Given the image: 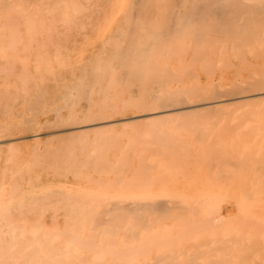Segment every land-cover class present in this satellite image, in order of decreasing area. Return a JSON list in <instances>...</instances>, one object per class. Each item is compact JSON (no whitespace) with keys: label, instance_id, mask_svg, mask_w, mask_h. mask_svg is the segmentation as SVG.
<instances>
[{"label":"bare ground","instance_id":"obj_1","mask_svg":"<svg viewBox=\"0 0 264 264\" xmlns=\"http://www.w3.org/2000/svg\"><path fill=\"white\" fill-rule=\"evenodd\" d=\"M152 1L150 0L148 3ZM100 2L101 0H0V264H176L180 254L176 253L178 256L174 254L176 257L172 255L168 259L166 246L171 243V240H176L180 247L185 245L191 235L188 236L186 232L192 228V225L190 224V227L188 223L186 225V218L185 220L178 219L173 220L172 224L174 221L176 224L167 230L164 224L170 215L168 218L165 216L169 209L172 211L171 204L162 200L153 205L147 201L149 194L135 193L137 191L135 189L137 187L135 181H138L137 176H141L138 182L140 188L147 187L148 179L142 183V176L145 178V174L149 173L148 170H153L151 166L149 169L147 168L149 142H153V145L155 143L162 144L161 147L164 148L171 144L167 143L170 139L172 141L173 137L170 132L169 135L172 136L170 139H168L169 137L158 138L156 142L155 131L151 132L157 126L154 125L155 121L153 120H161L162 124L165 120L168 125L170 121L179 119V117L200 116L201 118L211 112L219 113L225 110V107L230 106L229 112L232 114L243 115L247 119L248 116H251L252 119L245 121H251L252 124H255L253 121H262L263 123L264 118L261 120V116H264V0H197L193 5L188 0L192 6L188 5L189 7L186 6L184 9L187 12L185 25L177 22L184 16V11H182L183 15H181L182 12L179 15L178 10L171 7L167 12L169 14H163L165 17L169 15L167 19L170 20L168 21L173 19L174 22H167L168 24L164 26V29L160 28V31L156 30L151 33L149 30L150 33L140 35L136 32L135 35L138 34V36L132 40L131 37L134 34L128 31L130 25H127V34L119 25L120 30L116 28L119 35L115 34L116 32L113 30L115 33L112 38L115 40L105 39L100 43V47L93 50L88 57L74 53H62V49L75 51L78 44L84 45L87 42H78L77 40L61 42L60 37L53 40V35L67 37V33L70 31L79 33L81 29L93 26L89 23L91 16L86 20L83 18L89 11L88 6L97 10L96 7L100 5ZM113 2L118 5L116 0ZM174 2L173 0L172 5L176 7L177 3ZM176 2H181V5H177L178 8L185 5L184 0ZM135 3L133 0L130 4L131 11L128 8L129 12H126L128 15L133 12L130 14L131 18L128 16L129 24L134 21L138 24L136 17H133L136 12L134 13L135 10L133 11L132 7L134 5L133 8L139 7L140 3L139 1L137 4ZM152 4L154 3L152 2ZM156 4H154L156 7H153L154 10L151 8V4H147L148 7L145 6L144 10H148L142 14H147L150 10L154 11V14L161 9L164 10L163 7L161 8L159 0ZM156 10L158 11L155 12ZM154 14L152 21L157 16ZM144 16H142L144 21L141 19L142 23L140 22V30L145 25L143 22L148 23L149 16L147 20ZM209 16H214L220 21L215 26L220 25L219 30H223L222 27L227 30L224 33L229 35V38L216 39V42H211L205 29L209 30L210 28V31H216L215 27L207 21ZM122 19L125 21L124 18ZM122 19L121 24L124 22ZM189 20L191 22H188ZM194 21H198L197 23L205 21L206 26L210 24L209 28H206L205 25H198ZM135 23L131 24L132 28ZM108 24L111 23L107 22L106 26ZM146 26L149 27L147 24ZM131 27L129 30L133 31ZM144 28L142 29L144 30ZM218 28H216L217 32H219ZM121 32L123 33L120 34ZM77 33L74 35H78ZM174 34L176 35L172 38ZM102 37H99V40ZM228 40L229 51L225 45ZM94 44L95 41L91 43V45ZM161 44L162 48L159 47ZM190 45L195 46L194 58L189 57V54L185 52ZM49 46L54 48L53 55L49 53ZM177 47L178 51L175 50ZM225 51L228 53H224ZM120 69H123V71L121 70L122 80H125L124 70L127 75V82L123 85H121L124 81H121ZM202 76L206 81L201 80ZM227 114L230 113L226 112V116L229 117ZM238 117H236L237 120ZM215 118L218 119L217 116ZM190 119L192 118L190 117ZM150 120L153 121L155 127L149 128L143 124L142 131H150H147L146 134L140 132L138 140H136L135 130L132 129L136 126L134 123L138 122L139 124L142 121L149 122ZM186 120L190 124L189 119L186 118ZM204 120L202 122H205ZM177 122L179 123V120ZM44 124H52L59 129H55L54 133L45 130ZM207 124L209 128V123ZM240 124L237 126H242ZM147 125L149 124L147 123ZM176 125H178L177 128L182 127L181 124L179 126L176 123ZM118 126L124 127L125 130L118 132ZM190 127L187 128L186 125V128H183L185 134L187 129H195V127ZM177 128L175 132L181 130H177ZM202 129V132L201 130L194 131H197L198 134L200 132L199 135L203 134L204 136V126ZM211 129L212 127L208 131ZM227 129L228 127H226ZM249 129L251 132L248 130L247 132H249L250 139L254 138L252 136L253 127L249 126ZM226 130H223L224 134ZM232 130L233 128L227 132V135L231 134ZM257 130L255 137L259 136ZM167 132L166 134L164 132L165 136ZM42 134L50 138L44 141L41 139ZM238 134L240 135L241 132ZM199 135L194 138H198ZM239 135L237 144L241 141L239 138L241 135ZM151 136L155 139L148 138ZM231 136L233 135H230L229 138L233 139L234 137ZM242 136L245 137L241 143L245 141L244 139L250 140L246 134ZM23 139H31L34 142L18 144V141ZM159 139L165 140L162 141L164 146ZM199 139H194V142H201ZM204 139L206 140V138ZM137 143L140 151L139 170L136 172L134 162ZM201 143L206 144L203 141ZM210 143L212 145V142ZM233 144L234 146L239 145ZM172 145L173 147L168 146L167 148L166 146L164 149L173 151L179 148L175 142ZM175 145L178 146L177 149ZM261 145L263 144L261 143ZM247 146L249 147V145ZM183 147L185 146L183 145ZM183 147L181 146L182 151H185L186 147L184 150ZM7 148L9 150H5ZM154 148L149 152L150 154L156 150ZM159 151H157L158 155L162 154ZM153 155L151 154V156ZM177 155L176 157H178ZM157 157L159 158V156ZM166 158L170 157L163 156V159H159L166 160ZM259 160L262 161L261 158ZM175 162L174 160V164ZM167 163L171 164L170 161ZM183 163L184 161L179 165ZM238 163L236 161L232 164L237 165ZM242 163H239L238 167ZM174 164L170 167L167 165V169L169 170ZM179 165L177 164L175 167L177 172L180 169ZM213 166L215 167V164ZM246 166L249 167L247 164ZM234 167L232 165L229 167L231 173ZM213 170L215 169L213 168L210 172H214ZM254 171L256 175V169ZM260 171L264 172L263 169ZM219 172L221 173V171ZM234 172L236 174V171ZM226 174L229 173L226 172ZM150 175L152 176V174ZM262 175L264 177V173ZM160 176L158 178L162 177L164 180V176ZM224 178H220V180ZM236 179L233 177V182H236ZM149 181L152 184L153 180ZM244 182L246 181L244 180ZM263 182L261 181L259 191L262 190ZM162 183L164 182L162 181ZM207 183L212 184V182ZM226 185L229 186L227 183ZM170 187L173 188L174 185ZM207 187L211 189L210 185ZM217 188L214 190V195ZM262 188L264 187L262 186ZM72 190H76L75 193ZM161 191L157 192L164 194V191ZM242 191L244 192V189ZM226 192L228 191L226 190ZM246 194L235 197L234 204L238 209L250 211L258 207L263 208V194H248V196ZM159 195L161 196L159 200L165 197ZM177 198L175 197V199ZM223 198L205 195L199 200L201 204L199 207L204 209V213L201 214V210L198 209L200 214L197 233H201L197 234L196 240L201 248L205 247V250L198 249V252L206 253L209 257L208 255L207 258L206 256H204L205 258L201 257L204 262L199 263L193 255L194 259L187 257L189 263H186L185 259L184 264H263L264 260L260 254V261L258 258L257 261H252L250 255L253 253L250 252L248 259L243 256L245 252L241 251L243 246L238 248L240 245L238 243L246 241L245 233L237 232L235 223L230 224L228 228L226 217H223L220 208ZM155 200L158 201V197ZM156 208L160 211H155ZM151 209H154L155 212ZM192 209L196 212L194 208ZM153 214L155 221L154 218L152 219ZM191 214L193 215V212ZM196 214L198 215V213ZM178 216L180 217V215ZM152 220L156 225L154 230H151ZM244 223L242 222L241 225ZM183 225L188 226L186 232L183 230ZM261 228L264 229V227ZM261 228L259 229L261 230ZM195 230L191 231L195 232ZM257 240H254L255 243L252 245L256 246ZM230 242L235 245L230 246ZM258 246L256 248L261 250L263 245ZM235 247L240 251L237 253L242 255L241 258V255L238 254L237 258L240 256L239 259L242 260L229 258V249L234 253ZM252 247V251L257 250L254 249V246ZM165 252H167L166 256ZM246 260L250 263H245Z\"/></svg>","mask_w":264,"mask_h":264},{"label":"rangeland","instance_id":"obj_2","mask_svg":"<svg viewBox=\"0 0 264 264\" xmlns=\"http://www.w3.org/2000/svg\"><path fill=\"white\" fill-rule=\"evenodd\" d=\"M117 1V4L118 5H115V3L113 2V0H101V2H100V5H98L97 7H96V9L97 10H95V9H92L91 8V6H88L89 7V11L86 13V15H85V17L83 18L84 20H86L87 18H89V16H91V20H90V25H93V26H91V27H89V26H87V28H83V29H81L80 30V32L79 33H77L78 31H70V32H68L67 33V37H64L63 35H58V34H55V35H53V40L54 39H57L58 37H60V39H61V42H64V41H72V40H77L78 42H81V41H85V42H87L86 44H84V45H77L76 46V48L77 49H75V51H64L65 49H62V53H64V54H68V53H71V54H79V56H82V57H84V56H86V57H88L91 53H92V51L93 50H96V49H98V47H100V43L102 42V41H104L105 39L106 40H108V39H113L112 38V35L116 32V30L117 29H119L120 30V27L122 28V30L124 29V32H125V34H127V32L128 31H130V32H132L133 34H134V36L133 37H131V39L132 38H136V36H138V34L140 35V34H148V33H152V32H156V30L158 31H160L161 29H164V26H166L168 23L167 22H174V20L172 19L171 21H168V20H170V19H167V17L169 18V15H167V17H165V14L167 13V12H169V10H170V8L171 7H174L175 9H176V11L178 10V12L177 13H179V15L181 14V12L182 11H184V16L186 15V11L184 10V9H186V6L187 7H189L190 5H191V3H192V5L194 4V2H196L197 0H189L190 2H188V0L187 1H185L184 0V3H185V5H182V6H180V8H178V6L179 5H181L180 3H178V2H176V1H179V0H174L175 2L174 3H177V5H176V7L178 8H176L175 6H173L172 5V3H173V0H162V1H164V2H162V1H160L159 0V2L161 3V8L163 7L164 8V10L163 9H161V10H159V7L157 8L158 10H156L155 12H157V13H155L154 14V11L152 12V10H150V11H148L149 13H147V11H146V13L147 14H142V12H144L145 10H148V9H145L144 10V8H146V7H148L147 6V4L149 5V4H151L152 5V7L151 6H149V7H151L153 10H154V8L153 7H155L154 6V4L155 5H157L156 4V2L158 3V0H151L154 4H152V2L151 3H148L150 0H137V1H139V3H140V6L139 7H135V8H133L132 7V10L134 11V18L135 19H137V21H138V24H136L135 22L136 21H134V23H135V25H134V28H132L131 27V24L133 25L134 23L132 22L133 21V19H131L132 21V23H130L129 24V20H127L128 19V16L130 17V14H133V12H131L129 15L128 14H126V12L128 13L129 11H131V5L130 4H132V2H133V0H116ZM137 1H136V3H135V0H134V3L135 4H137ZM146 1V2H145ZM155 1V2H154ZM168 1H170V2H168ZM181 1V0H180ZM121 2V3H120ZM124 3V4H123ZM165 4V5H164ZM119 5H124V6H119ZM139 5V4H138ZM172 5V6H171ZM175 5V4H174ZM189 5V6H188ZM191 5V6H192ZM106 6V7H105ZM114 6V7H113ZM116 6H117V8H116ZM146 6V7H145ZM166 6H168V7H166ZM184 6V8H182ZM190 6V7H191ZM104 8H106V9H104ZM109 8V9H108ZM120 8V9H119ZM121 8H123L122 10H121ZM128 8L130 9L129 11H127L128 10ZM156 8V7H155ZM169 8V9H168ZM113 9V10H112ZM118 9H119V11H118ZM150 9V8H149ZM167 9H168V11H167ZM111 10H112V12H111ZM121 10V11H120ZM116 11H117V13H116ZM166 11V12H165ZM120 12V13H119ZM140 12V13H139ZM139 13V14H138ZM163 13H165V14H163ZM112 14V15H111ZM137 14V15H136ZM142 14V16H144V15H148L147 17L150 19H148V23L145 21V22H143V23H145V25H144V27L146 28V30L149 28V27H151V28H149L147 31L145 30V28L144 27H141V30L139 29L140 28V22H141V19H142V21H144V19H143V17L142 16H140ZM154 14V16L155 15H157V16H153L154 17V19H153V21H152V15ZM167 14H169V13H167ZM115 15V16H114ZM136 15V16H135ZM181 15H183V12H182V14ZM118 16V17H117ZM126 16V17H125ZM138 16V17H137ZM182 16V18H180L181 19V22H180V19H178V21H177V19H175L177 22H179V23H181V25H185V22H187V16ZM111 17V18H110ZM113 17H115V18H117V19H115V18H113ZM132 17V16H131ZM130 17V18H131ZM146 19L145 20H147V17L146 16H144ZM160 17H161V19H160ZM181 17V16H180ZM113 18V19H112ZM122 18H124L125 19V21L122 19ZM129 18V19H130ZM140 20H139V19ZM174 18V17H173ZM111 19H112V21H111ZM121 19L125 22V24H124V22H123V24H121ZM157 19V20H156ZM164 19V20H163ZM105 20H107L106 21V24H107V22L109 23H113L112 24V26L110 27V25L111 24H108L107 26H106V24H104V22H105ZM113 20H115V21H113ZM127 20V21H126ZM206 20V19H205ZM152 21V22H151ZM163 21H165V22H163ZM207 21H208V23H210V24H212V26L213 27H215V31L216 32H212V31H210L211 29L208 27V26H206L205 24V21L203 22H201V21H199V23H197L196 21H194V23H196V24H198V25H201V26H204L205 25V27L207 28H209V30L208 29H205V31L206 32H208V34H207V36L210 38V40H211V42H213V41H217L218 39H227V38H229V35H226L224 32H227V30H224V28L222 27V29L224 30H219V28L218 27H221L220 25H218V27H216L215 26V24L217 25V24H219V23H217V22H220L218 19H216L214 16H209L208 18H207ZM210 21V22H209ZM215 21V22H214ZM120 22V23H119ZM151 22V23H150ZM188 22H191L190 20L188 21ZM193 22V21H192ZM80 23L81 24H83L81 21H80ZM142 23V22H141ZM153 23V24H152ZM146 24L147 25H149V27L148 26H146ZM155 24V25H154ZM187 24V23H186ZM119 25H120V27H119ZM124 25V26H123ZM127 25H130L129 26V28L131 27L132 29H133V31L134 30H136L135 32H133V31H131V30H129V28H128V31H127ZM162 25V26H161ZM102 26H105V27H102ZM118 26V27H117ZM212 26H210L211 28H213ZM148 27V28H147ZM103 28V29H102ZM111 30H110V29ZM117 28V29H116ZM142 28H144V30L142 29ZM161 28V29H160ZM216 28H218V31L219 32H217V30H216ZM101 29H102V31L103 30H105L104 32H102L101 31ZM108 29H109V31H108ZM154 29V30H153ZM107 30V31H106ZM113 30L115 31V32H113ZM118 30V31H119ZM126 30V31H125ZM149 30H150V32H149ZM221 31H222V33H221ZM78 34V35H74V34H76V33ZM136 32L138 33L137 35H135L136 34ZM72 33V34H71ZM91 33V34H90ZM101 33H102V35H103V37H102V35H101ZM123 32H121L120 34H122ZM80 34V35H79ZM115 34H117V32L115 33ZM128 34H130V33H128ZM133 34H131V35H133ZM98 35V37H96ZM101 35V36H100ZM117 35H119V34H117ZM176 34H174L173 35V37L172 38H174V36H175ZM110 36V37H109ZM99 37H102V38H100V40H99ZM122 37V36H121ZM120 37V38H121ZM130 37H129V39H130ZM98 38V39H97ZM138 38V37H137ZM94 39V40H93ZM217 39V40H216ZM113 40H115V39H113ZM132 40H134V39H132ZM131 40V41H132ZM95 41V44L94 45H91V43L92 42H94ZM129 42H130V40H128ZM91 42V43H90ZM90 44V45H89ZM195 45V44H194ZM194 45H190L189 47H188V49L187 50H185V52L187 53V54H189V57H192V58H194V54H195V52H194V48H195V46ZM226 45V47L228 48L227 50L229 51V40H228V43H226L225 44ZM159 47H161L162 48V44L161 45H159ZM163 47H165L164 46V44H163ZM175 48V47H174ZM178 49V47L175 49L176 51H178L177 50ZM48 50H49V53L51 54V55H53V51H54V48L52 47V46H49L48 47ZM174 50V49H173ZM174 50V51H175ZM228 51L226 52H224V53H228ZM121 70L123 71V69H120V77H121V81H124L121 85H123L125 82H127L126 81V77H127V75H126V71L124 70V72H123V76H124V79L125 80H122V73H121ZM201 80L202 81H206L205 80V77L204 76H202L201 77ZM120 81V82H121ZM120 87H122V86H120ZM121 90H122V88H120ZM226 109L225 110H222L221 112H211V114L209 113L208 115H203V116H201V118H200V116H190L192 119H190V117L189 116H185L187 119H189V121H190V124H189V122H188V120H186V118L185 117H179V119L177 118V119H175L174 121H170V123H169V121H168V125L166 124V121L164 120H162L164 123L162 124L161 123V120H153V121H155L154 123H153V121L152 120H150L149 122L147 121V122H145V121H142L141 123H139L138 124V122H135L134 124H136V126L134 127V126H132V127H134V128H132L133 129V131L135 132V136L137 137L136 138V140H138V137H139V135H140V132L141 133H144L145 132V134H146V132L148 131V130H145V131H142L143 129H144V127H142L143 126V124L144 125H146V127H148L149 126V128H153V127H155L156 125L157 126H159L158 128H157V126L155 127V128H153V129H155V130H152L151 132H154V137L156 136V139L155 138H153L152 136L151 137H148L149 139L150 138H153V140L155 139L156 140V142L158 141V138H164V137H169L168 139H170V136L172 135L173 137L175 136L176 138H173L172 136V141L174 140V142H175V144H177L178 146H179V148H178V146L177 145H175V148L177 149V150H173L172 148H171V150H173V151H170V150H168V151H166L165 149V147L167 146V148H168V146H170V147H173V143L174 142H172L171 141V139L170 140H168V142L169 143H167V144H170V145H166V142H167V138H166V142H165V149L164 148H162L161 146H162V144L161 145H157L156 143H155V145H153L152 143L153 142H149L150 144H149V146L148 147H150V151L152 150V148H156V150L157 151H159V149H161V151H159V152H162V154H160V155H162L161 157H160V155H158V152L155 150V151H152L151 152V154L153 155V156H151V154L149 153L150 151H149V149H148V160H147V164H148V166H147V168L149 169L150 168V166H151V169H152V167H153V170H150V171H152V172H150L149 170H148V172L150 173V174H152V176L149 174V173H147V174H145V178H144V176H142L143 178H142V183L145 181V179H146V181H147V179H148V181L146 182L147 183V187H143V188H140V186H139V184H138V182H139V178L141 177V176H139L137 173H136V175H138L137 176V179H138V181H135L136 183H137V185H136V183H135V185L137 186L135 189L137 190H135L134 189V191H136L135 193H141V194H149V199L147 200L149 203H151V204H156V203H160V201H168L170 204H171V209H172V211L169 209L167 212H166V214H167V216H165V217H167L168 218V216L170 215V218L168 219V220H166L165 221V227H166V229L167 230H169L170 229V226H172V225H175L176 224V220H178V219H184L185 220V218H186V220H185V222H186V225H187V223H188V225H189V227L191 226L192 228L190 229L189 228V230L187 229L188 228V226L186 227V225H183L184 227H183V230L186 232L187 230V235L189 236V234H191L190 236H191V239H190V236H189V238L186 240V244L185 245H187L188 247H184L185 245H181V247H180V245L179 244H177V242H176V240H171V245L170 244H168L167 246H166V249H168V253L167 252H165V256H166V253H167V257H168V259L170 258V257H172V255H173V257H176V256H178V254H180V256H178L177 257V262H176V259H175V262H176V264H178V262H179V264H184V262H185V259H186V263H189V261H188V259H191V258H193L194 259V257H195V259H197V261H199V263H202V262H204V260L201 258V257H203V258H205L204 256H206V258H207V255H206V253H199L198 252V249H203V250H205V247H203L202 246V248H201V246H199V242L196 240V237H197V234L199 235L200 233H197L198 232V228H197V224H198V222H199V220H198V217H199V214L201 213H204V209H202V208H200L199 207V205H201L200 204V199H202V197H204L205 195H207V196H221L222 198H223V200H222V202H221V204H220V208H221V212H222V215H224L223 217H226V220L228 221H226V223H227V225H228V228H229V225L230 224H233V223H235L236 224V226H237V229H236V231L237 232H239V233H245V240L246 241H244V243L242 242H240V243H238V244H240L239 246H238V248L240 249V247H241V245L243 246L242 248H241V251L243 250V256L245 257H248L251 253H253V254H255V255H250V259H252V261H257V258H258V260L260 261V258H259V254L261 255V258L264 260V242H263V240H264V235H263V233H264V229H262L261 227H264V223H263V221H264V206H263V208H260V207H258V208H254V209H251L250 211H248V210H244V209H238L237 208V206H235V197L237 196V195H240V196H245V194H246V196H248V194H255V195H261V194H263V196H264V188H262V186L264 187V182L262 183V186H261V189L263 190V192H262V190H260L259 191V186L261 185V181H264V177H263V173L264 172H261L260 170L261 169H263L264 170V165H263V163H264V120H263V123H262V121L260 122H254L253 121V123H255V124H252L251 123V121H245V120H250V118H251V116H248V119H247V117L246 116H243V115H235V114H232V112H229V109L231 108L230 106L229 107H225ZM224 111V112H223ZM226 112L227 113H230V114H227L229 117H227L226 116ZM221 113H223V114H221ZM224 113H225V115H224ZM219 114V115H218ZM217 116V118L219 119V121H218V119H216L215 117ZM220 116V117H219ZM239 116V117H238ZM196 117V118H195ZM200 118V120H199V118ZM205 117V118H204ZM207 117V118H206ZM236 117H238V120H237V118ZM241 117H245V119H243V118H241ZM253 117V116H252ZM254 117H257V116H254ZM198 118V119H197ZM258 118H260V116H258ZM264 118V116L262 117L261 116V120ZM202 119V120H201ZM205 119V120H204ZM226 119V120H225ZM227 119H229V120H227ZM252 119V118H251ZM253 119H255V118H253ZM257 119V118H256ZM177 120H179V123L177 122ZM184 120H185V122H184ZM193 120V121H192ZM199 120V121H198ZM205 121V122H202V121ZM211 120V121H210ZM160 121V122H159ZM196 121V122H195ZM207 121H209V122H207ZM181 122V123H180ZM184 122V123H183ZM187 122H188V124H187ZM199 122V123H198ZM202 122V123H201ZM235 122V123H234ZM236 122H239V123H236ZM147 123L149 124V125H147ZM159 123V124H158ZM176 123L177 124H179V126H180V124H181V128L179 127V128H177V126L178 125H176ZM183 123V124H182ZM185 123H186V125H187V128L188 127H192V128H194L195 127V129H190V130H186V134H185V130H183V128L185 129L186 128V125H185ZM207 123H209V128H208V124ZM241 123V124H240ZM257 123H260L261 124V127L259 128V125L257 124ZM155 126H154V125ZM199 124V125H198ZM202 124V125H201ZM204 124V125H203ZM212 124V126H210ZM214 124H215V126H214ZM236 125V127H234L235 125ZM239 124L240 125H242V126H240V127H238L239 126ZM245 124H246V126H245ZM183 125H185L184 127H183ZM188 125H190V126H188ZM231 125H233V126H231ZM238 125V126H237ZM253 125V126H252ZM151 126V127H150ZM198 128H197V127ZM200 126V127H199ZM202 126H204V130H205V132H204V136H203V134L200 136L199 134H200V132H199V134H198V132L197 131H200L201 130V132L203 131V129H202ZM223 126H224V128H223ZM249 126H251V128L253 127V130H252V136H254V138L253 137H251V139H250V136L248 135L249 134V132H251V131H249L250 129H249ZM140 127V128H139ZM212 127V129L211 130H209L208 131V129H210ZM226 127H228V129L229 130H231L232 128H233V130L231 131V134H229V135H227V132L229 131L228 129L226 130ZM247 127H248V129H247ZM255 127H256V129H258L257 131H258V137H255L256 135H257V132H256V129H255ZM43 128L45 129V130H50L51 132H54L55 131V129L56 130H58L59 128L58 127H55V126H53L52 124H44L43 125ZM137 128V129H136ZM142 128V129H141ZM157 128V129H156ZM177 128V130L178 129H181L180 131H177L178 132V134H177V132H175V129ZM221 128H223V129H221ZM242 128V130L244 131H242V130H240ZM145 129H148V128H145ZM199 129V130H198ZM220 129V130H219ZM245 129H247L249 132H247V130H246V132H245ZM125 129H124V127H120V126H118L117 127V131L118 132H123ZM163 130H164V132H165V134H166V132H167V135H169L170 134V132H171V135H169V136H165V134H164V132H163ZM194 130H197V131H194ZM223 130H226L225 131V134H224V131ZM150 131V130H149ZM148 131V132H149ZM190 131V132H189ZM193 131H194V135H193ZM208 131V134H207V137H206V132ZM221 131V132H220ZM223 131V132H222ZM256 132V134H255V132ZM138 132H139V134H138ZM151 132H150V134H151ZM156 132H157V135H156ZM162 132H163V134H162ZM187 132H189V134H187ZM230 132V131H229ZM238 132H241V137H239L240 138V140L242 141L243 140V137H245V136H242L243 134L245 135H247L246 137L247 138H249L250 140H251V142H249L250 140H248V143H246V139H244L245 141H243V143H241V141H239V145L236 143V141L238 142V140H237V136L239 135L238 134ZM55 133V132H54ZM199 135V137L198 138H196L198 135ZM238 134V135H237ZM149 135V134H148ZM147 135V136H148ZM177 135V136H176ZM190 135V136H189ZM221 135V136H220ZM228 137H227V136ZM230 135H233V136H231V137H234L233 139H231V138H229L230 137ZM239 135V136H240ZM150 136V135H149ZM194 136H196L195 138H194ZM206 138V140L204 139V138ZM218 137H220V138H218ZM223 137V139H221ZM227 137V138H226ZM48 138H50L49 136H46L45 134L43 135L42 134V136H41V139L42 140H44V141H46V140H48ZM201 140H200V139ZM214 138H215V140H214ZM236 138V139H235ZM257 138V139H256ZM260 138V140H258ZM177 139V140H176ZM183 139V140H182ZM194 139L195 140H197V139H199L201 142L203 141V142H205L206 144H204V143H201V142H194ZM234 139H235V141H234ZM254 139H256V140H254ZM160 140V139H159ZM258 140V141H257ZM151 141H152V139H151ZM161 141V140H160ZM162 141H165L164 139L162 140ZM161 141V142H162ZM227 141V142H226ZM230 141V142H229ZM34 142V141H33ZM32 141H31V139H28V140H20V141H18V144H26V143H33ZM183 142H185V144H183ZM210 142H212V145H211V143ZM245 142V143H244ZM258 142V143H257ZM163 143V146H164V142H162ZM181 143V144H180ZM199 143V144H198ZM200 143H201V145H200ZM233 143H235V144H237L238 146H234V144ZM251 143V144H250ZM261 143L263 144V145H261ZM231 144H232V146H231ZM244 144H245V146H244ZM183 145L186 147H183ZM207 145V146H206ZM211 147H210V146ZM247 145H249V147L247 146ZM253 145V146H252ZM262 146V148H259V147H261ZM137 147H135V154H136V158H135V162H134V167H135V170H136V172L139 170V168H138V163H139V158H138V156H139V151H140V149H139V145H138V143H137V145H136ZM159 146H160V148H159ZM181 146L183 147V150H184V148H185V151H182V148H181ZM221 146V147H220ZM231 146V147H230ZM247 146V147H246ZM234 147V148H233ZM244 147V149H241V148H243ZM246 147V148H245ZM154 148V149H155ZM250 148V149H249ZM253 148V149H252ZM170 149V148H169ZM249 149V150H248ZM5 150H9L8 148L7 149H5ZM189 150V151H188ZM209 150V151H208ZM227 150V151H226ZM263 150V151H262ZM177 151H179V152H177ZM192 151V152H191ZM211 151V152H210ZM233 151V152H232ZM156 152V153H155ZM185 152V153H184ZM249 152V153H248ZM258 152H259V155H258ZM169 153H172L173 154V156H172V154H169ZM182 153V154H181ZM211 153V154H210ZM227 153H229V154H227ZM165 154V155H164ZM176 154H178L177 156L178 157H176ZM210 154V155H209ZM215 154V155H214ZM247 154V155H246ZM263 154V155H262ZM190 155V156H189ZM230 155V156H229ZM244 155V156H243ZM157 156H159V158H162L163 159V156L165 157V156H167V157H170V158H166V160H161V159H159ZM179 156H180V158H179ZM182 156H183V158H182ZM205 156V157H204ZM241 156H243V157H241ZM258 156H259V158H261V160L262 161H260L259 160V158H258ZM195 157V158H194ZM198 158V160H197V158ZM228 157V158H227ZM156 158H158V159H156ZM176 158H177V160H176ZM179 158V159H178ZM203 158H205V159H203ZM213 160H212V159ZM181 159V160H180ZM196 159V160H195ZM210 159V160H209ZM220 159H221V162H220ZM226 159V160H225ZM243 159V160H242ZM174 160L176 161L175 162V164L179 161V163L181 162H183L184 161V163L183 164H185L184 166H183V164H181V165H179V163H177L179 166H178V168H180V169H178V172H177V168L175 169V167H176V165L174 164ZM206 160H208V161H206ZM227 161L226 163H223L224 161ZM228 160H229V162H228ZM245 160V161H244ZM258 160H259V162H258ZM159 161V162H158ZM169 162L170 161V165H169V163H167V162ZM194 161V162H193ZM197 161V162H196ZM210 161V162H209ZM223 161V162H222ZM239 162V163H242L241 165H240V167H238V164L236 165V164H232V163H235V162ZM154 162H155V166H154ZM196 162V163H195ZM209 162V163H208ZM212 162V163H211ZM231 162V163H230ZM263 162V163H262ZM161 163V164H160ZM167 163V165H168V167H170L171 165H173L174 164V166L173 167H171L169 170L167 169V165L165 166V164ZM200 163V165H198ZM223 163V164H222ZM262 163V164H261ZM190 164V165H189ZM215 164V167L213 166V165ZM220 164V165H219ZM246 164L249 166V167H247L246 166ZM262 165V167H261V165ZM202 165V166H201ZM227 165H228V167H227ZM231 165L232 166H235L234 168H236V170H234V168H233V171H232V173H231V168L229 169V167H231ZM181 166V167H180ZM207 166V167H206ZM210 166H213V167H210ZM243 166H245V167H243ZM164 167V168H163ZM200 167V168H199ZM209 167H210V169L212 168H214L215 170H213L214 172H210V171H212V169L210 170L209 169ZM256 167H258V168H256ZM159 168H160V171H158L159 170ZM166 168V169H165ZM202 168V169H201ZM205 170H204V169ZM218 168V169H217ZM245 168V169H244ZM251 168H252V170H251ZM156 169H158V170H156ZM183 169V170H182ZM226 169H227V171H226ZM243 169V171H241ZM256 169V175L258 176H256L255 175V170ZM165 170H167L168 172H166ZM199 170V171H198ZM202 170V171H201ZM210 170V171H209ZM221 171V173L219 172V171ZM224 170V171H223ZM240 170V171H239ZM156 171V172H155ZM186 171V172H185ZM228 172L229 174H226V172ZM234 171H236V174H235V172ZM159 172H160V174H159ZM176 172V173H175ZM184 172V173H183ZM240 172V173H239ZM251 172V173H250ZM190 173V174H189ZM206 173V174H205ZM208 173V174H207ZM220 173V175L222 176H220V175H217V174H219ZM222 173H223V175H222ZM234 173V174H233ZM261 173V174H260ZM155 174V175H154ZM168 174V175H167ZM181 174H183V175H181ZM189 174V175H188ZM244 174V175H243ZM164 176V180H163V178L161 177V176ZM181 175V176H180ZM215 177H214V176ZM217 175V176H216ZM232 175H234L233 177H236L237 179H239V182H237L238 180L236 179L235 181L236 182H233V177H231ZM262 175V176H261ZM158 176H160L161 178H158ZM226 176V177H225ZM230 176V177H229ZM239 176V177H238ZM243 176V177H242ZM148 177H150V178H148ZM209 177H210V180H208L207 181V179H209ZM217 177H218V179H217ZM226 179H225V178ZM248 177V178H247ZM249 177H250V179H249ZM254 178V180L252 181V179ZM154 178V179H153ZM184 178V179H183ZM220 178H224L223 180L221 179L220 180ZM228 178V179H227ZM231 178H232V181H231ZM137 179H135V180H137ZM150 179H152L153 181H152V184H151V181H149ZM159 179V181H156V180H158ZM164 182V183H162V181ZM173 179V180H172ZM201 179V180H200ZM217 179V180H216ZM249 179V180H248ZM193 180H196V181H193ZM225 180H226V182H225ZM244 180L246 181V182H244ZM260 180V181H259ZM168 181V182H167ZM172 181H174L175 182V184H173L174 182H172ZM212 182V184L211 183H207V182ZM219 182V186L217 185V183ZM259 181V182H258ZM150 182V183H149ZM155 182V183H154ZM195 182V183H194ZM242 182V183H241ZM244 182V183H243ZM254 182V183H253ZM162 183V184H161ZM166 183H168L167 185H166ZM174 185V187H173V185ZM185 183H186V185H185ZM194 185H193V184ZM225 183V184H224ZM226 183L227 184H229V186L228 185H226ZM233 183H234V185H233ZM236 183V184H235ZM239 184V185H238ZM254 184H258V186H256V185H254ZM202 185V186H201ZM205 185V186H204ZM207 185H210V188L211 189H209L208 187H207ZM212 185V186H211ZM242 185H243V187H242ZM251 185V186H250ZM254 185V186H253ZM163 188H162V187ZM170 186H172L173 188H171ZM217 186H218V188H217ZM225 186V187H224ZM238 186H239V188H238ZM244 186H247V187H244ZM138 187H139V189H138ZM158 187V188H157ZM165 187V188H164ZM194 187V188H193ZM213 187V188H212ZM215 187V188H214ZM224 187V188H223ZM162 188V189H161ZM218 189V190H216L215 192V195H214V190L215 189ZM228 188V189H227ZM197 189V190H196ZM242 189H244V192L242 191ZM257 189V190H256ZM146 190V191H145ZM161 190H163L164 191V194L163 193H160V192H162ZM226 190L228 191V192H226ZM248 190V191H247ZM254 190V191H253ZM75 191L76 190H72V192L73 193H75ZM157 191H160V192H157ZM219 191H221V192H219ZM237 191V192H236ZM246 191V192H245ZM197 192V193H196ZM232 192V193H231ZM256 192H259L258 194L256 193ZM156 193H157V195H156ZM223 193V194H222ZM224 193H226V194H224ZM244 193V194H243ZM159 194H161L162 196H165L166 197V199H165V197L163 198L162 197V199L161 200H159L160 198H161V196L159 195ZM180 194V195H179ZM211 194V195H210ZM160 197H159V196ZM223 195V196H222ZM228 195V196H227ZM154 197H158V201L157 200H155L156 198H154ZM175 197L177 198V199H175ZM151 198V199H150ZM173 198H174V200H173ZM230 198V199H229ZM183 199H185V200H183ZM157 201V202H156ZM174 201V202H173ZM194 202V203H193ZM173 205H175V206H173ZM178 205H182L183 206V208H182V206H178ZM191 205V206H190ZM177 206H178V208H177ZM185 206V207H184ZM176 207V208H175ZM182 209H181V208ZM194 208L195 210H196V212L195 211H193V209L192 208ZM151 208V207H150ZM181 210H180V209ZM191 208V209H190ZM178 209V210H177ZM198 209H200L201 211H200V213L198 212ZM235 209H237V210H235ZM262 209V211L260 212V210ZM153 212H155V211H160V210H158L157 208H156V210L154 211V209H151ZM176 210V211H175ZM171 211V212H170ZM182 211V212H181ZM183 211H186V212H183ZM189 211V212H188ZM177 212H178V214H177ZM193 212V215L191 214ZM169 213V214H168ZM171 213H172V215H171ZM179 213H183V214H179ZM196 213H198V215L196 214ZM255 213V214H254ZM186 214V215H185ZM189 214H191V215H189ZM226 214V215H225ZM175 215H176V217H175ZM178 215H180V217H182V218H180ZM184 215V216H183ZM253 215V216H252ZM254 216H256V217H254ZM172 217V218H171ZM237 217V218H236ZM239 217H241L240 219H239ZM154 218V219H153ZM214 218V217H213ZM228 218H229V220H228ZM233 218V219H232ZM152 219L155 221V215L153 214L152 215ZM231 219V220H230ZM238 219V220H237ZM249 219H250V221H249ZM263 219V220H262ZM152 220V221H153ZM173 220H175L174 221V224H172L173 223ZM189 220V221H188ZM237 220V221H236ZM239 220H240V222H239ZM245 220V221H244ZM151 221V230L153 229L154 230V228H155V222L153 221L152 222ZM190 222V223H189ZM244 223V224H242L241 225V223ZM255 222L257 223L256 225H255ZM238 223H240V224H238ZM251 223V224H250ZM191 224V225H190ZM251 225V227H250V225ZM253 224V225H252ZM259 224H261V225H259ZM196 227V228H193V227ZM239 226V227H238ZM248 226V227H247ZM253 226V227H252ZM256 226H258L259 228H261V230L259 229V228H254V227H256ZM250 227V228H249ZM248 228V229H247ZM253 228V229H252ZM195 230V232H193V231H191V230ZM240 229V230H239ZM256 231H255V230ZM228 231H229V229H228ZM192 232V233H191ZM194 233V234H193ZM259 234H261L260 236H259ZM263 235V236H262ZM194 237V238H193ZM250 238V239H249ZM255 238V239H254ZM260 238H263V239H260ZM252 239H254L255 241L257 240V244H256V246L255 245H252V244H254L255 243V241L254 240H252ZM252 240V242H251V244H250V241ZM260 242V243H259ZM172 243H173V245H172ZM232 242H230V246H233V245H235L234 243H232ZM246 243H247V245H246ZM261 243H262V245H261ZM191 244V245H190ZM195 245V246H194ZM249 245V246H248ZM258 245H260V246H262L261 247V250L260 249H258V248H256ZM252 246H254V249H257V250H255V251H252V249H253V247ZM260 246H258V247H260ZM170 249H169V248ZM195 247V248H194ZM200 247V248H199ZM244 247H245V249H244ZM247 247H249V248H247ZM250 247H251V249H250ZM236 248V251H234V253H232V250L231 249H229V251L231 252H229V258L231 259V257H233L234 259H238V260H240L241 258H242V255L241 254H239V253H237V251L238 252H240L239 250H238V248L237 247H235ZM197 249V250H196ZM195 250V251H194ZM245 250V251H244ZM171 253H170V252ZM247 251V252H246ZM257 251V252H256ZM185 252V253H184ZM251 252V253H250ZM260 252V253H259ZM176 253H178V254H176ZM182 253H184L183 255H182ZM196 253H198L197 255H196ZM249 253V254H248ZM174 254H176V256L174 255ZM192 256H191V255ZM204 254V255H203ZM234 254H236V255H234ZM238 254L239 255H241V258L239 259V257L237 258V256H238ZM246 254V255H245ZM189 255V256H188ZM193 255H195L194 257H193ZM201 255V256H200ZM197 256V257H196ZM236 256V257H235ZM255 256V257H254ZM187 257H188V259H187ZM208 257H209V255H208ZM245 257V258H246ZM255 258V259H254ZM244 259V258H243ZM248 259H249V257H248ZM242 260V259H241ZM188 261V262H187ZM247 261V260H246ZM251 261V262H252ZM245 263H250V262H245ZM264 264V263H263Z\"/></svg>","mask_w":264,"mask_h":264}]
</instances>
